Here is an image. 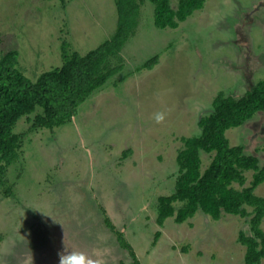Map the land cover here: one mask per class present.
I'll return each instance as SVG.
<instances>
[{
  "label": "rangeland",
  "instance_id": "rangeland-1",
  "mask_svg": "<svg viewBox=\"0 0 264 264\" xmlns=\"http://www.w3.org/2000/svg\"><path fill=\"white\" fill-rule=\"evenodd\" d=\"M154 12L145 0L134 34L110 63L122 70L72 123L51 132L25 117L15 127L23 146L10 170L13 196L0 190V264H59L65 247H85L100 264L132 263L101 208L111 211L141 264H245L239 238L252 235L251 218L214 221L199 211L183 224L171 218L160 227L156 207L175 190L182 138L200 134L198 123L213 112L214 99L220 93L239 99L264 80V0H207L177 29L157 28ZM116 24L114 0H0V49L17 51L21 70L35 81L63 65L64 42L87 54L112 37ZM154 58L157 65L144 69ZM158 111L166 114L159 124L152 118ZM227 138L262 164L264 112ZM202 161L205 170L211 156ZM252 176L246 173V186ZM255 194L264 197V184Z\"/></svg>",
  "mask_w": 264,
  "mask_h": 264
},
{
  "label": "trees",
  "instance_id": "trees-1",
  "mask_svg": "<svg viewBox=\"0 0 264 264\" xmlns=\"http://www.w3.org/2000/svg\"><path fill=\"white\" fill-rule=\"evenodd\" d=\"M144 1L114 0L117 24L112 37L84 55L71 52L64 42L63 65L41 74L35 81L21 70L17 51L4 54L0 49V190L5 197L14 194L10 170L20 160L19 152L23 146L22 135L15 132L19 121L26 117L34 129L51 132L72 123L80 106L122 70V66L112 68L110 63L119 58L134 34ZM148 1L155 6L154 22L159 29H177L203 10L207 2L176 0L174 8L172 0ZM157 61V58L148 61L144 69H153ZM212 106L213 112L198 123L200 134L182 138L184 147L176 157L179 176L175 190L171 195L158 198L156 222L163 227L168 219L174 218L177 224H183L199 211L214 221L221 220L223 215L251 218L252 235L241 232L239 243L246 247L245 264H262L264 197L257 196L255 191L264 184V161L261 164L257 157L245 155L242 146H231L227 132L244 126L255 115L264 112V80L239 99L220 93ZM203 154L211 156V163L205 170ZM18 169L20 178L17 177L16 182L22 180L23 175ZM248 172H253V176L250 185L246 186ZM101 210L107 215L103 208ZM105 222L115 232L119 245L130 252L132 264H141L123 233L116 231L111 218L107 216ZM79 241L85 240L82 237Z\"/></svg>",
  "mask_w": 264,
  "mask_h": 264
},
{
  "label": "clouds",
  "instance_id": "clouds-1",
  "mask_svg": "<svg viewBox=\"0 0 264 264\" xmlns=\"http://www.w3.org/2000/svg\"><path fill=\"white\" fill-rule=\"evenodd\" d=\"M238 46L241 49L242 54L247 49V45L243 41H241ZM152 118L157 124H159L165 120L166 114L164 112L158 111L153 114ZM58 256H59V264H100V261L91 258L86 253L77 250H69L67 247H65L61 252H59Z\"/></svg>",
  "mask_w": 264,
  "mask_h": 264
},
{
  "label": "flooded vegetation",
  "instance_id": "flooded-vegetation-1",
  "mask_svg": "<svg viewBox=\"0 0 264 264\" xmlns=\"http://www.w3.org/2000/svg\"><path fill=\"white\" fill-rule=\"evenodd\" d=\"M249 91V90H248ZM109 217H111V214L109 213V211L106 213ZM103 222H104V224H106V222H105V220L107 219V216L106 215H104L103 214ZM113 222V221H112ZM113 225L115 226V229H117V225L113 222ZM109 229V228H108ZM111 232H113L114 233V235H116L115 234V232L114 231H112L111 229H109ZM117 231V230H116ZM121 233H123V235L125 236V233L124 232H121ZM117 238V237H116ZM108 246V248L107 249H109V246H111V244H108L107 245ZM84 249H86L85 247H83V249L82 248H80V250L82 251V250H84ZM106 249V248H105ZM84 253H86L87 255H89L88 254V252H85V251H83ZM92 252H97V250L96 249H92ZM91 254V253H90ZM136 257L138 258V256L136 255ZM133 263V262H132ZM132 263H130V264H132Z\"/></svg>",
  "mask_w": 264,
  "mask_h": 264
}]
</instances>
